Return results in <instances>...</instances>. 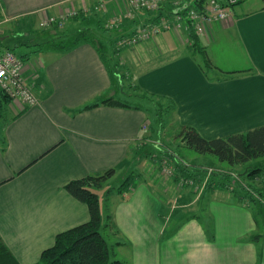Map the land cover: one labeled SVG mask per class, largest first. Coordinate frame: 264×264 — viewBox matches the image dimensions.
Segmentation results:
<instances>
[{"label": "crops", "instance_id": "1", "mask_svg": "<svg viewBox=\"0 0 264 264\" xmlns=\"http://www.w3.org/2000/svg\"><path fill=\"white\" fill-rule=\"evenodd\" d=\"M99 4L106 5L101 14L106 19L128 8L127 0H0V25L27 22L25 29L37 33L24 31L18 48L27 55L23 75L38 103L11 101L0 114V241L20 264L37 263L58 234L89 221L88 206L65 186L119 171L150 123V112L140 106L80 111L97 100L117 99L121 90L91 44L65 53L32 50L52 37V28L41 29V21L71 7ZM162 6L161 13L137 12L118 33L132 34L173 8L171 2ZM198 37L197 47L221 76L204 72L189 33L172 31L150 41L159 49L141 57L151 65L136 73V87L173 101L179 125L195 128L207 140L264 126V0H239L228 19ZM157 56L163 58L155 61ZM237 62L241 67L233 68ZM111 202L114 257L128 264H264L262 237L253 241L259 235L253 213L226 194L211 195L210 229L192 218L168 231L162 201L147 182L126 195L114 193Z\"/></svg>", "mask_w": 264, "mask_h": 264}, {"label": "rangeland", "instance_id": "2", "mask_svg": "<svg viewBox=\"0 0 264 264\" xmlns=\"http://www.w3.org/2000/svg\"><path fill=\"white\" fill-rule=\"evenodd\" d=\"M100 5H104L106 10L105 4L85 6L83 8L71 7V9L64 10L62 14L64 17H67L66 20H62L63 26L61 23L59 24L62 28L59 27V33L57 35L56 30H48L51 31L50 36L52 35L48 41L56 44L63 43L65 46L71 45L76 34V28L79 27V25H74V18L81 15V13H84L88 17H93L94 15L101 16L104 11L96 9V7ZM118 15L120 14H117V16ZM56 18H58V16H56ZM106 21L107 19L105 22ZM13 28L15 29L10 23L1 24V37L8 34V30ZM116 33L119 35V38H117L118 42L120 37L124 35L120 36V33ZM104 37L107 38V36ZM151 40L152 39L143 41L132 47L125 46L119 48L116 44L117 55L115 58L112 57L113 63L107 56L109 68L114 74L112 77L116 81V86H120L121 89L119 91L117 90L119 92L117 99L131 106H140L150 112V123H148L145 129V135L136 146L133 147L126 165L124 164L119 171L117 170L116 175L108 182L109 186L116 189L125 182L127 178L131 179L130 181L133 186L140 182L149 183L162 201V214L168 231L175 229L183 218L191 215H197L205 227L210 229L211 224L209 223L206 211L212 193L216 191L221 194V196L226 194L228 200H234L235 202H238V199L235 197L238 193L239 198H245L243 203L247 206L252 205L253 210L257 213V233L262 237L260 249L264 250V209L259 205V202L263 203L264 201V198L259 197V191L262 189L264 183V175L257 179L255 177L252 179L240 175L246 174L250 169L264 166V157L246 166L248 168L230 167L227 163L219 161L216 156H202L195 150L184 147L179 139H175L182 126L175 120V110L172 111V104L170 101L164 97H152L151 95L150 97L148 93L146 94V92L141 91V87H138L139 90L136 89L137 85L134 79L136 73L151 65L148 60H142L141 57H144L146 54H151L152 52H157L159 49V46L150 42ZM35 47L36 46H33L32 50ZM101 48L104 51L107 49L105 52L108 53V55L111 54L108 48L103 46H101ZM198 49L200 51L202 48L199 47ZM5 52H12L19 56L23 55V51L19 48H17L16 51L6 50ZM162 58L163 57L157 56L154 60H161ZM206 58L205 53L200 52L197 54V59L201 61L204 67H206L204 64ZM223 60H226V58ZM115 64L118 66L115 67ZM240 64L241 63L237 62L233 68L241 67ZM205 70L209 76H221L220 72L213 73V71L208 68H205ZM114 89L116 88L114 87ZM143 96L146 98H142ZM11 101H20L23 103L17 98H12ZM11 101H5L0 96V102L2 104L0 114H4V111L10 106ZM159 114H161V116ZM176 160L187 166L198 167L196 168L198 172L192 171L188 174L179 172L180 167H178V161ZM219 174L222 176L227 174L228 180L225 181ZM220 183L224 185L222 186L223 189H217L218 191L215 190L214 187L219 186ZM240 186H248L252 188V192L249 191L245 193V190L239 188ZM254 191L257 192L255 193ZM105 192L106 189L100 192L104 208L106 206ZM250 199L254 200L255 203H250ZM109 207L111 211L112 202L109 204ZM115 231L113 226L107 231V238L112 251L116 249V246L112 243L116 239V237L114 238ZM115 259H118V257H115Z\"/></svg>", "mask_w": 264, "mask_h": 264}, {"label": "trees", "instance_id": "3", "mask_svg": "<svg viewBox=\"0 0 264 264\" xmlns=\"http://www.w3.org/2000/svg\"><path fill=\"white\" fill-rule=\"evenodd\" d=\"M204 1L205 0H198L199 4L203 3ZM158 17H155V19H157ZM105 20L106 18H102L98 15L88 17L84 13H81V15L77 16L73 20L75 22L74 25H79V27H75L76 34L71 45L65 46L63 45V43L56 44L52 43L51 41H43L42 43L35 44L34 46H36L37 52H40L47 47L65 53L82 44H91L98 51L102 61L107 66L111 75L114 76L111 69L109 68L107 56L109 57V59H111L112 62V57L115 58L117 55L116 42L117 38H119V35L116 32L119 31L106 30ZM25 28H28V23L20 22L13 31L8 33L4 41L1 40L2 38L0 36V53L5 52L6 50L16 51L18 47L23 46L24 44L19 38L25 33L24 31L29 32L32 36L36 37L37 33L35 30H26ZM58 29V27H52L51 30H56L57 35L59 33ZM38 34L40 35V33ZM189 35L191 40L194 42V47H197L199 37L193 31H190ZM104 36H107V38H105ZM9 38L12 39L10 42L8 41ZM101 46L108 48V50L111 51V54L108 55V53L105 52L107 51V49H105L104 51L102 50ZM198 52L204 53L202 49ZM26 56L27 55L24 54L20 57L23 61H25ZM204 64L206 67L202 65V68L208 75L205 68H208L209 70H211L212 68L207 58L204 61ZM117 66L118 65L115 64V67ZM137 89L139 90L138 87ZM0 96L5 101H11V99L1 90ZM148 96L150 95L148 94ZM142 98L146 97L143 96ZM169 101L172 104L171 109L172 111H174L176 109V106L173 101ZM1 105L2 104L0 102V108ZM99 105L140 109L139 106H131L118 99L107 98L103 100H97L94 103L80 109V111L95 108ZM159 115L161 116V114ZM175 139H179L184 147L193 149L200 155L216 156L219 161L227 163L230 167L243 168L250 165L252 162H255L256 160L264 157V126L249 130L246 133L233 134L224 138L213 140L205 139L195 128L191 126H182ZM178 167H180L179 172H182L184 174H188L192 171L198 172L196 171V168L198 167L187 166L185 164H181L180 161H178ZM116 173L117 169L113 168L101 174L91 175L85 178L70 181L65 186V190L72 197L88 206L90 219L86 223H83L79 226L58 234L53 246L43 251L39 261L35 264H128L119 259H115L114 253L109 245L107 238V231L111 229L112 226L113 229L116 228L113 216L110 213L109 209L111 196L114 193L126 195L130 192L131 188L135 186L132 185L130 181L131 179L127 178L125 182H123L118 188L115 189L114 187H110L108 182L116 175ZM240 175L242 177L247 176L252 179L254 177L256 179L263 177L264 166L250 169V171H247L246 174ZM221 177H223L225 181L228 180L227 174H224L223 176L221 175ZM222 186L224 185L220 183L219 186L214 187V189L222 190ZM239 188L245 190V193L249 191L252 192V188L248 186H240ZM104 189H106L105 208L102 205L101 197L99 194V192ZM254 192L256 193L257 191ZM237 195H235V197L238 199V203L246 206L247 209H249L253 213L258 224L257 213L253 210L252 205L247 206L245 203H243V200H245V198H239L238 193ZM259 197L264 198V183L262 189L259 191ZM250 203L253 204L255 203V201L250 199ZM259 205L264 209V201L263 203L259 202ZM192 218L199 219L197 215H191L183 218L181 223H179L174 230L179 229L184 221ZM259 238H261V236L257 235L253 238V241H257L259 240ZM0 264H20V262L16 259L11 250L3 241H0Z\"/></svg>", "mask_w": 264, "mask_h": 264}, {"label": "built area", "instance_id": "4", "mask_svg": "<svg viewBox=\"0 0 264 264\" xmlns=\"http://www.w3.org/2000/svg\"><path fill=\"white\" fill-rule=\"evenodd\" d=\"M167 2L172 3V10L159 14L157 19L150 20L132 34L120 37L117 42L118 47H132L172 31L187 33L193 31L197 36L204 35L210 25L228 19L232 7L237 5L239 0H205L201 4L198 0H127L129 9L124 14L107 19L105 29L120 31L124 22L132 20L137 12L161 13L162 5ZM96 9L105 11V6L100 5ZM66 17L63 14L58 18L50 17L41 21L40 27L42 29L53 26L62 28V20H66ZM60 23L62 26L59 25ZM24 67V61L19 55L12 52L0 54V90L11 99L17 98L25 106L31 107L36 105L38 100L33 87L23 76Z\"/></svg>", "mask_w": 264, "mask_h": 264}]
</instances>
